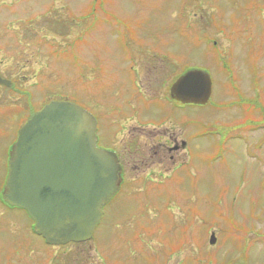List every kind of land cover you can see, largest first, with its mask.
I'll list each match as a JSON object with an SVG mask.
<instances>
[{"label":"rangeland","instance_id":"rangeland-1","mask_svg":"<svg viewBox=\"0 0 264 264\" xmlns=\"http://www.w3.org/2000/svg\"><path fill=\"white\" fill-rule=\"evenodd\" d=\"M92 2L0 0V74L16 80L15 90L0 89V185L6 146L22 122L16 112L19 107L26 110L29 92L34 109L42 97L56 96L91 110L85 94L98 99L105 91L127 92L135 87L132 65L117 70L131 54V46L137 77L150 88L162 70L158 64L151 68L154 63L145 60L154 53L172 52L179 70L188 65L210 73L211 101L177 112L184 122L186 113L193 119L186 154L180 152L171 160L167 152L162 165L153 150L129 159L125 178L132 182L137 177L139 183L128 184L105 207L94 233L100 237L82 245L80 252L89 251L92 264H99L108 250L109 264H150L144 257L153 253L145 248L147 241L146 246L157 252L160 245L158 261L165 264H264V152L254 147L257 136L264 139V118L253 120L263 125L249 135L244 129L250 104L256 100L264 105V0H102L103 9L98 13L95 9L99 20L90 28L84 20ZM202 37L210 44L219 40L220 52L207 48ZM137 39L145 52L133 46ZM235 82L241 86L240 94L248 95V106H227L224 98H235L229 92L235 94ZM157 105L155 98L151 106ZM4 109L14 114L2 116ZM24 109L18 115L24 116ZM254 114L262 117L260 111ZM175 124L185 137L184 125ZM140 141L147 147L159 145L158 139L141 137ZM174 160L183 161L172 166ZM133 164L138 165L134 168L139 176L131 169ZM166 167L171 168L158 174ZM142 178L149 182L141 183ZM0 206L4 209L1 264H21L28 253L30 263L38 254L51 251L39 235L30 232L23 209L1 202ZM135 207L139 217L131 213ZM211 230L216 235L213 245L208 243ZM145 235H155L161 243L145 240ZM45 259L49 264L59 261ZM42 262V258L34 261Z\"/></svg>","mask_w":264,"mask_h":264},{"label":"water","instance_id":"water-1","mask_svg":"<svg viewBox=\"0 0 264 264\" xmlns=\"http://www.w3.org/2000/svg\"><path fill=\"white\" fill-rule=\"evenodd\" d=\"M210 85L207 73L190 70L176 80L172 93L203 103ZM94 131L92 115L68 101L47 103L19 130L4 199L28 212L47 243L89 239L102 204L117 190L119 167L113 155L95 146Z\"/></svg>","mask_w":264,"mask_h":264},{"label":"flooded vegetation","instance_id":"flooded-vegetation-1","mask_svg":"<svg viewBox=\"0 0 264 264\" xmlns=\"http://www.w3.org/2000/svg\"><path fill=\"white\" fill-rule=\"evenodd\" d=\"M148 58L145 61L154 63L153 67L150 66L151 68L158 64L162 70L157 79L152 80V88L147 86L142 78L137 77L138 70L134 64L137 60L134 59L129 63L119 64L120 68L117 69L118 71L122 70L126 65H132L131 67L135 68V87L133 89L127 92L115 91L114 93L105 91L98 99L91 94V100L89 99L90 111L97 121V144L117 155L122 165L123 183L121 182V185L138 184L137 177H133L132 182L129 183L124 179V174L129 168V159H136L141 154L150 155L148 152L153 150V156L162 165V159L167 155V152L171 160L177 157L180 152L187 153L188 135L192 134L193 119L188 113L185 115L184 122L186 130L182 132L185 137L179 134L175 124L178 123V109L186 108L173 100L169 93L171 78L177 73L176 60L167 59L164 55H153ZM91 74L95 79L94 64L91 67ZM155 98H158V105L153 107L151 101ZM180 118L182 119V117ZM141 137L155 141L158 139L159 145L152 143L147 147L145 143H140ZM182 161L174 160L172 166ZM130 167L137 171V168L134 167H138V165L133 164ZM171 167L164 168L166 169L164 172ZM161 171L159 170L158 173ZM138 174L137 171L135 175L139 176ZM21 264H29V253L25 259L21 258Z\"/></svg>","mask_w":264,"mask_h":264}]
</instances>
